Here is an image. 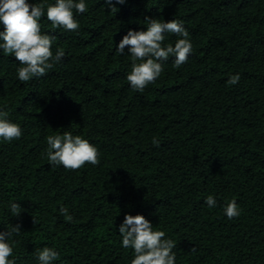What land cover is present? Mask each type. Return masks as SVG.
I'll return each instance as SVG.
<instances>
[{
	"label": "trees",
	"instance_id": "trees-1",
	"mask_svg": "<svg viewBox=\"0 0 264 264\" xmlns=\"http://www.w3.org/2000/svg\"><path fill=\"white\" fill-rule=\"evenodd\" d=\"M28 2L45 4L42 33L65 56L22 83L19 62L0 50V110L23 133L0 141V232L21 225L9 259L39 264L36 250L49 247L54 264H131L118 229L143 215L175 241V264H264V0H126L115 13L85 0L88 11H74L79 34L52 28L46 7L56 0ZM145 17L183 21L193 52L180 68L170 57L139 93L126 79L127 48H116L128 31L147 30ZM176 40L166 34L164 46ZM65 131L98 148L99 166L49 164L46 138ZM232 199L241 215L229 220Z\"/></svg>",
	"mask_w": 264,
	"mask_h": 264
},
{
	"label": "clouds",
	"instance_id": "clouds-1",
	"mask_svg": "<svg viewBox=\"0 0 264 264\" xmlns=\"http://www.w3.org/2000/svg\"><path fill=\"white\" fill-rule=\"evenodd\" d=\"M111 10L117 12L116 4L123 5L126 0H104ZM88 11L85 0H56L55 5L46 7V17L53 29L79 34L80 23L74 17ZM45 16V4H30L28 0H0V50L4 55H12L19 62L17 76L20 82L27 83L33 78H41L61 63L65 56L62 48H57L53 54L52 46L55 36L44 34L41 30V18ZM146 31L130 30L122 38L116 48L118 55H125V49L131 59V71L126 79L134 92L143 93L145 89L156 82L161 76L163 65L170 57L174 58V67L180 68L186 64L193 52V44L183 21L145 17ZM166 34L177 37L175 45L164 46ZM241 77L231 75L228 85H237ZM8 112L0 110V141L12 142L19 140L23 133L21 127L8 119ZM46 158L53 167L62 166L66 171L76 172L86 165L99 166L100 152L96 146L80 135L65 131L62 135H49L46 138ZM152 144L160 146L153 137ZM205 203L210 208L217 205L211 195ZM10 209L15 217L21 214V206L11 203ZM224 214L229 220L241 215L237 201L232 199L224 206ZM60 214L66 222H74L67 207L60 208ZM36 223V221H35ZM21 225L9 226L7 232H0V264H15L9 259L13 255V235H19ZM119 234L122 237V247L134 250L131 264H175L176 247L174 240L165 238L164 231L153 230V225L143 215H126L120 225ZM191 252L195 253L196 248ZM35 255L39 264H54L59 258L58 252L49 247L37 249Z\"/></svg>",
	"mask_w": 264,
	"mask_h": 264
}]
</instances>
